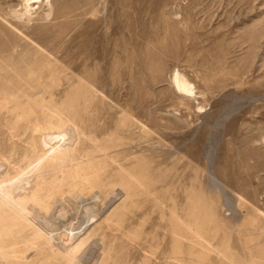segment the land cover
Listing matches in <instances>:
<instances>
[{
  "label": "rangeland",
  "instance_id": "rangeland-1",
  "mask_svg": "<svg viewBox=\"0 0 264 264\" xmlns=\"http://www.w3.org/2000/svg\"><path fill=\"white\" fill-rule=\"evenodd\" d=\"M0 264H264V0H0Z\"/></svg>",
  "mask_w": 264,
  "mask_h": 264
},
{
  "label": "bare ground",
  "instance_id": "bare-ground-1",
  "mask_svg": "<svg viewBox=\"0 0 264 264\" xmlns=\"http://www.w3.org/2000/svg\"><path fill=\"white\" fill-rule=\"evenodd\" d=\"M175 81H176V84L178 86V88L182 89V90H185L187 92L191 91V85L190 83L188 82L187 79H185L184 77L182 76H175Z\"/></svg>",
  "mask_w": 264,
  "mask_h": 264
}]
</instances>
